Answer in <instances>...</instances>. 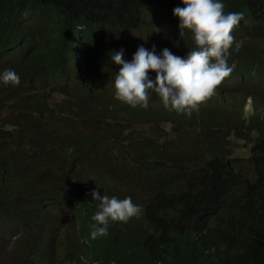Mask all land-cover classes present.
Masks as SVG:
<instances>
[{"label":"trees","instance_id":"obj_1","mask_svg":"<svg viewBox=\"0 0 264 264\" xmlns=\"http://www.w3.org/2000/svg\"><path fill=\"white\" fill-rule=\"evenodd\" d=\"M156 1L0 0V73L20 77L0 81V264L19 250L17 264H264V118L236 110L264 91L222 81L187 115L103 83L119 71L112 52L131 62L136 32L191 46L165 40ZM260 1L221 0L243 15ZM255 48L243 44L234 74L255 69ZM94 190L142 212L92 239Z\"/></svg>","mask_w":264,"mask_h":264},{"label":"clouds","instance_id":"obj_2","mask_svg":"<svg viewBox=\"0 0 264 264\" xmlns=\"http://www.w3.org/2000/svg\"><path fill=\"white\" fill-rule=\"evenodd\" d=\"M163 1L157 0L154 5L146 4V7L156 9L152 15L165 8V16H159L169 22L165 28V40L175 41V34L178 33L180 36L191 35L193 42L188 48L178 50L171 44L160 46L144 39L149 32H136L134 40L125 38L123 43L133 56L131 62L124 59L123 49L110 55L113 64L119 66V71L108 85L114 86L116 99L133 107L140 105L146 108L149 91H153L166 108L191 115L216 93L222 81L233 85L253 84L264 91V1L256 2L249 15H243L238 9L237 12L232 10L236 3L224 11L221 0ZM153 27L154 30L158 28L157 24ZM244 43L256 46L251 55L258 62L254 70L234 74V60L237 53L244 50ZM81 68V63L76 66L79 73ZM80 78L85 83L84 76L80 74ZM0 81L18 86L20 77L14 70L6 69L0 73ZM240 101L236 110L242 107L247 114L256 111L259 119L264 118L263 100L247 95ZM90 195L93 200L99 201L97 211L91 217L94 222L91 225L92 239L106 236L110 222L127 223L142 212L131 197L110 198L96 190Z\"/></svg>","mask_w":264,"mask_h":264},{"label":"rangeland","instance_id":"obj_3","mask_svg":"<svg viewBox=\"0 0 264 264\" xmlns=\"http://www.w3.org/2000/svg\"><path fill=\"white\" fill-rule=\"evenodd\" d=\"M163 3H166V0L163 1ZM263 45H264V42H263ZM103 83L108 86L109 85V81L107 79L103 80ZM249 101H247V105H249ZM247 107V106H246ZM233 143H238V145H242L243 143L241 141H238L236 139H232ZM239 147V146H238ZM233 148H237V144H233ZM246 152V151H245ZM12 241H14L12 239ZM16 248L18 249L17 245H16ZM11 256L8 257V261L6 264H17L18 261L20 260V257H21V250L19 251H16L15 253L13 254H10Z\"/></svg>","mask_w":264,"mask_h":264}]
</instances>
